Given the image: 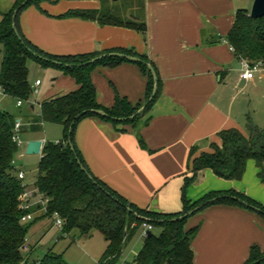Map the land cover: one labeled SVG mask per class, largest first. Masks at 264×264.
Wrapping results in <instances>:
<instances>
[{
	"label": "crops",
	"instance_id": "obj_1",
	"mask_svg": "<svg viewBox=\"0 0 264 264\" xmlns=\"http://www.w3.org/2000/svg\"><path fill=\"white\" fill-rule=\"evenodd\" d=\"M13 1L10 0V4ZM53 1H61L62 5L41 9L42 13L28 3L18 13L21 33L36 47L54 54L132 48L152 62L160 80L159 93L134 127L128 123L113 124L95 114L77 119L74 144L95 177L127 202L158 213L179 211L182 192L186 200L192 202L209 191L227 189L241 192L264 206V179H260L252 158L245 160L238 178L218 176L205 167L197 170L193 179L185 181L191 173V156L207 149L209 141H218L215 134L218 129L236 127L245 132L247 118L255 124H264V71L254 72L250 79L240 78L238 58L222 40L235 10L247 8L246 3L241 2L247 0H142L143 31L100 24L76 15H60L68 8L98 7L99 0ZM30 78L32 84L37 77L31 74ZM50 79L54 80L50 90L44 91L45 97L76 87L75 80L58 68ZM90 79L101 104H110L114 95L124 96L131 105L144 99L145 75L133 61L97 64L90 71ZM40 82L39 79V83L32 84L34 91ZM22 102H27L22 110L26 128L31 115L38 112L39 101H36L35 112L29 97L15 104L19 106ZM45 122L50 121L29 127L32 134L24 142L30 138H40L41 144L48 140L44 139L45 135L36 134ZM52 123L60 130L59 136L55 133V139L51 140L55 142L61 139L62 127L57 122ZM191 146L193 151L189 155ZM37 154L39 158L40 151ZM11 164L14 174L23 171L21 180L29 185L25 182L24 170L16 168L13 161ZM28 209L32 218L23 222H32L42 213L35 205ZM46 219L49 224L43 228V234L52 226L50 217ZM193 226L196 230L189 243L191 264H244L250 245L264 249V219L242 207L208 204L186 218L184 229ZM30 229L32 233L37 232V227L31 225L26 234ZM59 231L57 229L58 235L47 248L52 250L55 241L62 237L68 238V244L78 238L91 237L77 236L75 231L67 237L68 234L62 235ZM136 231L140 232L139 228ZM40 237L35 242L25 237L27 247L31 246L29 255L33 256ZM71 237L73 241L69 242ZM131 239L123 244L118 259ZM101 240L100 254L105 246L102 237ZM142 241L143 237L139 248Z\"/></svg>",
	"mask_w": 264,
	"mask_h": 264
},
{
	"label": "trees",
	"instance_id": "obj_2",
	"mask_svg": "<svg viewBox=\"0 0 264 264\" xmlns=\"http://www.w3.org/2000/svg\"><path fill=\"white\" fill-rule=\"evenodd\" d=\"M20 1L22 0H14L0 16V86L6 95L15 99H28L33 86L26 65L27 58L42 67L58 68L75 80L76 87L73 89L41 99L38 102V112L31 115L30 128H35L39 122L44 121L57 122L62 127L61 139L42 142L33 185L47 198L45 211L40 216L49 217L52 212H56L63 220L60 229L62 232L72 230L77 236H90L93 232L100 234L105 246L93 264H114L123 244L134 235L143 221L159 230L157 233L150 231L148 236L143 237L141 247L133 256L131 264H191L192 251L189 243L196 226L185 230L183 225L189 215L208 204L226 203L242 207L256 212L264 219V206L234 189L209 191L192 202L187 201L182 192V207L179 211L158 213L134 206L95 177L74 144L73 130L77 119L87 114H95L113 124L128 123L132 127L136 126L160 90L155 67L144 54L125 47L80 53L45 52L26 39L18 26L20 9L28 3L37 5L38 0H26L18 5ZM99 3L98 7L68 8L60 15H76L94 19L100 24L144 30L145 24L140 13L128 12V16L123 18L115 13V9L106 6V0H99ZM14 8L16 10L12 20L16 32L11 27V13ZM225 40L237 58L259 59L264 63V14L252 17L248 14V8H237ZM106 51H118L139 59L105 54L86 62L87 59ZM121 60L135 62L145 75L143 101L152 86V75L145 61L151 65L155 74L152 97L132 116L128 115L143 101L131 105L124 96L114 95L110 104H101L96 99L95 88L90 79V71L95 65H112ZM90 108L101 109L105 114ZM13 121L14 116L10 112L0 109V264H65L61 253H55L51 248H47L39 257L29 255L31 246L27 252L19 250L31 223L21 219L30 209H20L18 206L22 181L16 178L11 169L16 148L10 137ZM244 129L245 132L236 127L218 129L215 132L218 141H209L207 149L191 156V173L185 181L193 179L196 171L205 167L218 176L238 178L247 158L254 159L258 166L257 173L260 179H264V124H255L247 118ZM137 136L142 144V139L138 134ZM192 151L193 146L189 148L188 154L191 155ZM198 205L192 213L177 218ZM140 216L149 220L141 219ZM70 239L69 242H72L73 237ZM244 264H264V249L255 244L250 245Z\"/></svg>",
	"mask_w": 264,
	"mask_h": 264
},
{
	"label": "rangeland",
	"instance_id": "obj_3",
	"mask_svg": "<svg viewBox=\"0 0 264 264\" xmlns=\"http://www.w3.org/2000/svg\"><path fill=\"white\" fill-rule=\"evenodd\" d=\"M241 2L246 3V7L249 9V0ZM10 3V0H0V12L6 11L9 5H11ZM60 3L61 1L58 2L53 0H38L37 5H35L34 3H31L30 5L36 11L43 13V10L41 9H52L53 6H58V4ZM105 4L106 6L111 7L113 10L115 9V13L119 14L123 18H126L128 16V12L132 14H141L142 12V0H106ZM60 5H62V3ZM116 10L118 13L116 12ZM26 65L28 68L29 75L32 74V77H38L41 80L40 84L35 86L37 91H34L33 88L31 93L29 94V99L34 105L33 112H35L37 110L36 101H40L45 97L44 91L50 90V83H52V81L54 80L50 78L56 72V68L52 66L41 67L29 58L26 59ZM26 107L27 102H22L19 106H16L15 99L13 97L9 95L2 96L0 94V109L10 112L14 116V118L16 116L19 118L21 117L20 122L22 123L25 119L23 118L24 116L22 110H24ZM58 128L59 127L58 125H56V123L45 122L42 123V125L38 128V132L36 131V134L45 135L43 136L44 139L54 140L55 133L58 136L60 134V130ZM30 134L32 133L30 132L28 125L25 130L17 132V136L20 142L16 145V148L13 152L12 161L13 165H15L16 168L24 170L26 177L25 182L29 185H32L34 181L33 178L35 174V164L38 159V154L26 153L24 152L23 148V145L25 146L26 142H24V139ZM46 218L47 217L40 216L38 214L35 220L30 222L32 226L34 225L37 227V232L32 233L33 231L31 232L30 229L28 231V234L25 235V237L27 236L30 242H35V240L41 235L39 241L36 244L37 246L35 252L33 253V256H41L46 250V248L51 245L53 239L58 235L57 228L54 226H51L43 234V228H45L49 224ZM156 229L157 227L153 228L152 232L154 233ZM71 232L73 233L72 230L68 232L61 231L62 235L68 234L67 237H69ZM141 240L142 235L139 231H136L128 245L122 251L123 257L120 256V258L118 259V261L115 262V264H129L131 257L137 252ZM101 242V236L98 232H93L91 237L89 238L75 239L74 242L70 244H68V238L62 237L55 241L52 250L55 253H60L62 250H64L61 257L65 264H93L94 260L100 254L99 243Z\"/></svg>",
	"mask_w": 264,
	"mask_h": 264
},
{
	"label": "built area",
	"instance_id": "obj_4",
	"mask_svg": "<svg viewBox=\"0 0 264 264\" xmlns=\"http://www.w3.org/2000/svg\"><path fill=\"white\" fill-rule=\"evenodd\" d=\"M223 41H226L225 38L222 39ZM238 66H239V72L238 75L240 78L243 79H250L254 72L256 71H264V63L259 59L250 60L244 57L238 58ZM248 73H251L249 76ZM39 83V78H34L32 84ZM0 94H5L2 90V87L0 86ZM16 104H19L21 102V99L16 98L15 99ZM20 129V120L15 119L12 124V132H11V139L14 141V143L17 145L20 140L17 136V132ZM12 161V160H11ZM15 176L17 179L23 178V171L18 170L15 173ZM22 181V180H21ZM47 198L37 190V188L32 185H27L24 182L21 183V190L18 193V201H19V208L20 209H28L30 206L35 205L41 212L45 211V204H46ZM50 217L51 225L56 227L57 229H61V226L63 224V220L59 217V215L56 212H52ZM32 218V214L27 212L22 216V220H30ZM151 225L147 222H141L139 225L140 234L142 237L146 235V232L151 229ZM19 250L21 252H26L28 250L25 237L19 247Z\"/></svg>",
	"mask_w": 264,
	"mask_h": 264
},
{
	"label": "water",
	"instance_id": "obj_5",
	"mask_svg": "<svg viewBox=\"0 0 264 264\" xmlns=\"http://www.w3.org/2000/svg\"><path fill=\"white\" fill-rule=\"evenodd\" d=\"M25 1L26 0L20 1L18 3V5H22ZM15 10H16V8H14L12 10V13H11V27H12V29L14 31H15V28H14V24H13L12 18L14 16ZM248 14L250 16H252V17H257V16L263 15L264 14V0H251L250 6H249V9H248ZM105 54L120 55V56H125V57H128V58H132V59H135V60H138L139 59L137 56L128 55V54H125V53H122V52H118V51H106V52L99 53V54H97V55H95V56L87 59L86 62L93 61L94 59H97L100 56L105 55ZM52 61H56V60H52ZM145 64L150 69V72H151V75H152V86H151V90H150L149 95L147 96V98L131 114H129L128 116H132L137 111H139L144 106L145 102L152 97V95L154 93V90H155V74H154V71H153L151 65L148 62L145 61ZM90 110L95 111V112H98L100 114H105L101 109L90 108ZM116 118L121 119L122 117H116ZM15 119H18V118H15ZM24 129H25V124L24 123H21L20 124V130L19 131H23ZM40 145H41V139L40 138H30V139H27L26 142H25V146H24V152H26V153H38L39 150H40ZM89 177H90V175H89ZM198 207H199V205L196 206V207H193L192 209H190V210L186 211L185 213L179 215L177 218H181V217H184V216L192 213ZM140 218L141 219H144V220H149V219H147L145 217H141V216H140ZM149 234H150V230H148L146 232V236H148ZM257 261H254V263L257 262Z\"/></svg>",
	"mask_w": 264,
	"mask_h": 264
},
{
	"label": "clouds",
	"instance_id": "obj_6",
	"mask_svg": "<svg viewBox=\"0 0 264 264\" xmlns=\"http://www.w3.org/2000/svg\"><path fill=\"white\" fill-rule=\"evenodd\" d=\"M248 75L250 76V75H251V73H248Z\"/></svg>",
	"mask_w": 264,
	"mask_h": 264
}]
</instances>
